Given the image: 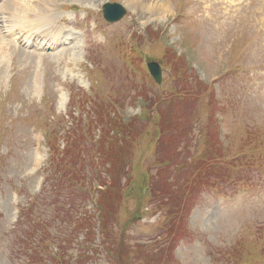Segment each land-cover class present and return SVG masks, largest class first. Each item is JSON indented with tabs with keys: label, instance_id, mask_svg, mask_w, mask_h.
<instances>
[{
	"label": "rangeland",
	"instance_id": "rangeland-1",
	"mask_svg": "<svg viewBox=\"0 0 264 264\" xmlns=\"http://www.w3.org/2000/svg\"><path fill=\"white\" fill-rule=\"evenodd\" d=\"M106 1L125 4L127 16L109 24L101 10ZM4 3L0 0V8ZM5 6L9 19L3 23L0 17V42L14 34L21 45L0 58V264L25 263L15 239L19 212L50 175L58 183L56 168L43 171L47 142L57 136L59 147L53 149L59 152L67 143L65 129L88 123L92 97L106 111L118 102L126 134L134 143L129 151L134 179L124 184L126 194L122 197L117 186L101 200L107 230L114 228L110 246L116 259L106 257L104 237L93 221L91 228L88 220L84 228H74V216L85 208L86 196L78 195L70 208L44 194L31 219L41 226L34 233L25 228L27 242L37 236L49 245L53 238L66 258L69 253L74 257L71 261L81 255L80 243L99 245L103 261L87 255L82 256L85 264H264V0H21ZM45 10L50 19L40 18V23L24 15ZM55 19L65 26V32L59 31L61 43H69L56 45L58 36L51 32ZM38 23L39 30H50L46 36H55L58 47H32L33 53L27 54L26 34L19 28ZM8 25L18 29L7 34ZM40 53L48 55L41 60ZM151 60L163 66L161 84L147 68ZM174 94L176 100L171 99ZM133 118L142 122L133 126ZM209 121L203 144L194 151L196 162L191 161L181 154L182 141L190 134L201 136ZM98 125L107 130L111 120L100 114ZM71 135L81 139L78 131ZM87 146L79 144L74 150L89 153ZM236 154L237 162L232 157ZM163 159L173 161L165 175L153 170L155 161ZM189 162L192 169L185 171ZM110 166L119 180L120 168ZM212 166L224 181L196 199L193 192L185 194L183 184L194 185ZM85 168L86 177L90 173ZM153 182L168 191L179 189L182 203L176 207L173 230L165 228L175 198L159 192L161 188L156 202L146 189ZM250 187H256L250 198L240 194ZM225 196L235 200L224 201ZM52 208L61 214L49 228L44 220L50 222ZM164 241H171L170 246L154 247Z\"/></svg>",
	"mask_w": 264,
	"mask_h": 264
},
{
	"label": "trees",
	"instance_id": "trees-1",
	"mask_svg": "<svg viewBox=\"0 0 264 264\" xmlns=\"http://www.w3.org/2000/svg\"><path fill=\"white\" fill-rule=\"evenodd\" d=\"M110 132L111 129L108 128L107 130H105L103 137L99 139L98 144L100 149H98L97 153L89 154L75 151L72 146L74 145L75 147H77L80 143L78 142V140H76L75 143L74 141L70 140L69 147L62 152V155L59 159H57L56 157L55 159L59 160V163L68 162V168L71 170L72 167H74V172L78 167L77 173L75 172V174L79 178V182L82 185H86L87 180L82 168L85 169L89 161L91 163H95V158L98 157V159L102 162H112L115 166L120 163V166H123L125 165L126 161L129 160V156L125 149H123L121 141L117 138V135H111ZM83 143L86 144V139H83ZM53 153L54 155H56L58 152L56 149H54ZM183 186L185 187L184 191L190 188V185L188 184H184ZM154 188L155 190H159L162 187L155 182ZM162 189L163 190H159V192L171 194V197L177 198V195H179V189L169 191L165 188ZM103 196L104 194H101L99 198L100 202ZM179 205V202L175 203V209H173L170 213H173L176 210V207ZM43 233L47 234L46 232ZM44 241L45 240L43 239V243ZM62 259L66 260L67 263L63 262ZM55 260L60 264H72L70 260L66 259L65 254H62L61 252L56 256L54 254L53 256L46 257L43 251H36L35 255L31 256L30 264H49L50 261H53L55 263Z\"/></svg>",
	"mask_w": 264,
	"mask_h": 264
},
{
	"label": "bare ground",
	"instance_id": "bare-ground-1",
	"mask_svg": "<svg viewBox=\"0 0 264 264\" xmlns=\"http://www.w3.org/2000/svg\"><path fill=\"white\" fill-rule=\"evenodd\" d=\"M17 1H21V0H17ZM17 1H12V2H10V1H5V3L3 4V8H0V9H5L6 11H4V10H2V11H0V14L3 16V17H5V18H7L8 19V16H9V11L10 10H8V8L5 6L6 4H8V3H15V2H17ZM29 12H31V11H28L27 13H29ZM49 15V17H50V15L51 14H48ZM42 18H44V17H42ZM45 19H46V17H45ZM42 22H45V24H46V20H42ZM25 24V23H24ZM29 24V23H28ZM22 27V26H21ZM15 29V27L12 29V30H14ZM11 30V31H12ZM54 31H55V36H58V37H56V39L59 41L58 43H56V45H59V44H61V38H59V31H60V28L59 29H55V30H53V31H51V32H53L54 33ZM45 31H43V30H37L36 31V34H44V36H46L47 35V33L48 32H50V30H48V32L47 33H44ZM52 33V34H53ZM2 34H0V36H1ZM28 36H29V34H28ZM55 36H53L54 38L52 39V38H50L49 36H46V37H49L50 39H46V40H48L49 42H48V44H49V46L47 47V48H52V45H55ZM26 37H27V35H26ZM5 38V37H4ZM7 38V37H6ZM45 42V40H41V41H36V42H31V45L29 44V45H26L25 47H24V51H26L25 53H27V54H30V53H33V52H30L26 47H29V48H31V47H40V48H43V46H41L40 45V43L41 44H43ZM65 43V42H64ZM57 46H55V48H56ZM46 48V49H47ZM44 49V48H43ZM53 49V48H52Z\"/></svg>",
	"mask_w": 264,
	"mask_h": 264
},
{
	"label": "water",
	"instance_id": "water-1",
	"mask_svg": "<svg viewBox=\"0 0 264 264\" xmlns=\"http://www.w3.org/2000/svg\"><path fill=\"white\" fill-rule=\"evenodd\" d=\"M125 13V10L121 6L116 5H105V14L109 20H116L120 18ZM149 68L153 74V76L156 78L157 81H161V68L160 66L155 63L151 62L149 63Z\"/></svg>",
	"mask_w": 264,
	"mask_h": 264
}]
</instances>
